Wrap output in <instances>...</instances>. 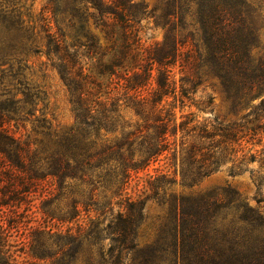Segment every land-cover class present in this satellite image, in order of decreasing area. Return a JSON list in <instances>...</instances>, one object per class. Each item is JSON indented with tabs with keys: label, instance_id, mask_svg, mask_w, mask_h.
<instances>
[{
	"label": "trees",
	"instance_id": "16d2710c",
	"mask_svg": "<svg viewBox=\"0 0 264 264\" xmlns=\"http://www.w3.org/2000/svg\"><path fill=\"white\" fill-rule=\"evenodd\" d=\"M159 2V19L164 21L166 33L160 45L147 50L138 43L136 28L146 11L134 0L50 1L53 16H63L70 26L76 22L86 31V42L79 47L84 54L79 55L70 53L63 40L45 29L47 55L54 57L55 68L70 93L75 126L63 132H48L39 146L32 148L15 136L9 121L1 116V199H8L4 205L16 202L19 196L26 199L34 190L47 191L45 183L55 187L58 196L68 188L90 189L88 199L72 200L71 217L64 220L76 222L78 232L58 234L57 251L47 257L33 250V258L49 259L51 264H74L86 250L87 264H124V252L134 256V264H264V215L248 204L239 208L242 213L237 220L224 224L219 221V213L225 209L222 201L212 196L167 195L175 179L160 171L148 176L150 194L145 199L127 194L133 175L147 171L170 153L174 175L179 173L182 182L196 185L217 171L218 157L227 151L220 152V147L239 145L244 138L239 137L241 131L247 124L253 125L246 119L254 112L239 124L223 129L193 127L186 131L194 119L176 126L166 99L173 98L183 105L184 100H191L189 95L198 85L211 79L233 111L238 112L243 101L261 98L257 106L250 108L264 112V8L260 5L264 0ZM191 14L195 25L185 23L183 15ZM89 21L103 35L105 47H99L89 34ZM0 30L10 32L8 43L0 39L3 74L6 70L12 72L14 66L19 69L28 64L22 54L39 43L32 33L14 40L11 32L19 35L28 30L18 17L13 21L10 13H0ZM96 56L100 58L98 77L106 78L109 84L115 77L119 81L114 89L123 82L125 94L132 93L128 100L137 118L134 123L125 120L113 90L103 93L104 83L92 73L84 74L83 67L74 72L83 58ZM108 57L109 62L103 63ZM177 65L182 75L179 91L173 73ZM152 81L156 86L149 89ZM143 92H148L151 99L143 97ZM22 95L25 99L17 100V104L28 103L29 96ZM178 133L182 134L179 150L170 140ZM239 166L243 161L230 172ZM100 188L111 196L97 200ZM151 199L167 212L155 244L139 250L135 232ZM262 202L257 200V204ZM82 212L95 213L84 228L79 224ZM9 238L7 229L0 225V264H14L8 250ZM104 241L109 242L106 251L101 246Z\"/></svg>",
	"mask_w": 264,
	"mask_h": 264
},
{
	"label": "rangeland",
	"instance_id": "374dc122",
	"mask_svg": "<svg viewBox=\"0 0 264 264\" xmlns=\"http://www.w3.org/2000/svg\"><path fill=\"white\" fill-rule=\"evenodd\" d=\"M50 1L0 0V13H10L13 21H16L18 17L28 30V32L19 35L11 32V35L15 36L14 40H21V37L27 38L32 33L33 38H36L37 43H39L22 54V59L28 61V64H23L26 68L21 66L18 69V66H14L12 72L6 70L3 74H0V117L2 116L4 121H9L10 128L15 136L22 138V142L29 143L32 148H37L40 141L46 138L48 132H63L75 126L70 93L55 68L56 61L54 57L47 55L45 29H48L50 34L56 38L63 40V45L69 47L70 53L75 52L83 55L84 51L79 47L86 42L84 37L86 31L81 30L79 24L73 22L75 26L72 27L65 17L52 15ZM134 3L146 11L136 27L138 43L143 49H153L163 42L166 33V29L163 28L164 21L159 19L162 16L161 4L159 0H134ZM260 5L263 9L264 2H261ZM183 17L187 25H195L196 19L192 14L183 15ZM190 30L192 31V29ZM88 32L95 38L99 47H105L106 43L103 35L95 29L92 21H89ZM61 35L64 37L62 38ZM9 36L10 32L6 33L4 30H0L1 42L8 43ZM10 40H12V37H10ZM261 41L262 48H264V31L262 32ZM99 59L98 56L93 59L83 58L82 65L77 66L74 72H78V68L83 67L84 74L92 73V76L104 83L103 93L113 90L112 96L119 99L118 104L121 106L125 120L134 123L137 118L131 109V102L128 100V96L132 93L125 94L123 82H120V86L114 89L116 87L115 83L119 81L115 77L113 78V84H109L110 82L106 78L98 77ZM102 62L108 63L109 57ZM180 69L179 65L173 69L178 91L179 81L182 78L179 73ZM18 83L23 86L20 87ZM106 86L108 87L106 88ZM155 86V82L152 81L149 89H153ZM25 89H28V91L25 92ZM22 93L29 96L28 103L17 104V100L25 99ZM142 96L151 99L148 92H143ZM189 96L191 100H184L183 105L179 101L174 102L173 98L166 99V108L171 110V114L176 120V126L194 119L186 131L191 130L193 127H207L208 130L223 129L227 126L239 124L242 118L254 112V116H249L246 119V122H252L253 125L247 124L241 131L239 137L244 138L239 145L233 147L223 145L220 147V152L223 149L227 151L222 152V155L218 157L220 165L217 171L196 185L191 186L182 182L179 173L174 175L175 168L170 160L172 156V153H170L160 158V161L152 165L147 171L133 175L127 194L134 199H145L150 194L148 176H153L160 171L175 179V183L168 187L167 195L173 194L183 197L212 196L222 201L225 209L219 213V221H223L224 224L237 220L242 213L239 208L246 204L264 215V112L250 108L257 106L261 98L254 99L251 102L248 100L241 102L238 112H235L225 101L216 82L211 79L198 85L193 94ZM257 118L260 120L255 122L254 120ZM253 129H255L254 132L250 131ZM181 137L182 134L178 133L176 137L170 139L171 143L175 142V148L178 150ZM242 161L243 166H239V169L235 168L231 173L233 166ZM44 187L48 190H34L26 199L19 196L16 202H9L8 205H4L8 202V199H1L3 191L0 187V225L9 232L8 250L12 254L14 264H51L49 259L39 260L33 258V250L41 256H51L52 253L58 250L56 246L58 234H65L69 230L76 234L79 230L76 222H64V220L71 217L72 200L88 199L90 188L87 190L68 188L58 196V193L53 191L55 187H50L46 183ZM82 191H85V193ZM49 192H53V194L50 196ZM97 194V200L99 201L104 196H111L102 188L97 191ZM257 200L263 202L257 204ZM166 212V208L161 206L157 200L151 199L146 202L143 212L144 220L135 232L134 242L137 249H146L155 244ZM94 217V212L89 215L82 212L79 224L83 228L87 227L89 219ZM83 228H81V231ZM49 231L55 234L50 235ZM108 245V241L101 244L104 251L108 249ZM88 255L89 252L83 250L74 260V264H87ZM133 258V255L123 253L124 264H134Z\"/></svg>",
	"mask_w": 264,
	"mask_h": 264
}]
</instances>
